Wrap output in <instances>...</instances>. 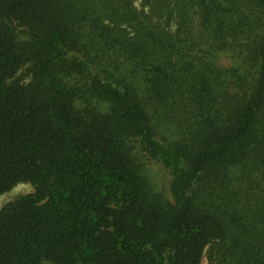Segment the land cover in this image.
Here are the masks:
<instances>
[{
	"label": "trees",
	"instance_id": "obj_1",
	"mask_svg": "<svg viewBox=\"0 0 264 264\" xmlns=\"http://www.w3.org/2000/svg\"><path fill=\"white\" fill-rule=\"evenodd\" d=\"M20 182L0 264H264V0H0Z\"/></svg>",
	"mask_w": 264,
	"mask_h": 264
},
{
	"label": "rangeland",
	"instance_id": "obj_2",
	"mask_svg": "<svg viewBox=\"0 0 264 264\" xmlns=\"http://www.w3.org/2000/svg\"><path fill=\"white\" fill-rule=\"evenodd\" d=\"M136 4L139 5L141 0H135ZM18 77H22V72L19 71L17 73ZM151 173L157 178L160 179L161 173L158 171V169L155 166H151ZM33 190L32 186L29 183L26 182H20L14 185L11 189L8 191L2 193L0 195V208L5 205L7 202L13 200L19 195L29 193ZM201 264H207V260L205 256L202 259Z\"/></svg>",
	"mask_w": 264,
	"mask_h": 264
}]
</instances>
